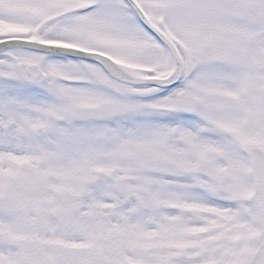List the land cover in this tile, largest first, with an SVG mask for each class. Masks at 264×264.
I'll use <instances>...</instances> for the list:
<instances>
[{
	"label": "snow or ice",
	"instance_id": "snow-or-ice-1",
	"mask_svg": "<svg viewBox=\"0 0 264 264\" xmlns=\"http://www.w3.org/2000/svg\"><path fill=\"white\" fill-rule=\"evenodd\" d=\"M0 264H264V0H0Z\"/></svg>",
	"mask_w": 264,
	"mask_h": 264
}]
</instances>
